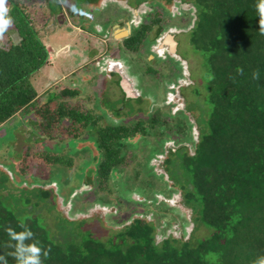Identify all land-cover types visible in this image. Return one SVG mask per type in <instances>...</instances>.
Instances as JSON below:
<instances>
[{"label": "trees", "instance_id": "trees-1", "mask_svg": "<svg viewBox=\"0 0 264 264\" xmlns=\"http://www.w3.org/2000/svg\"><path fill=\"white\" fill-rule=\"evenodd\" d=\"M53 1L7 2L13 23L0 37V132L4 135L8 122L28 114L36 124L33 132L41 134L28 135L29 142L34 141L33 147H27L31 155L21 153L11 162L0 160L10 165V172H0V255L7 257L8 264H16L6 229L23 231L19 227L23 221L34 233V240L27 243L36 242L50 250L47 258L42 257L43 264H254L264 257V34L259 31L260 0H164V5L174 3V8L189 15L188 27L182 32L201 60L204 111L200 110L199 118L193 121L189 110L181 120L153 108L146 120L128 123L126 114L142 113L135 108L140 99L125 98L111 106L96 101L110 111L111 119L100 110L101 115L97 111L95 117L77 109L65 110L63 105L54 110L49 103L57 96L45 93V99L40 98L34 79L53 63L46 41L53 33L46 28L57 15L54 4L60 5ZM185 6L188 9L184 10ZM174 8L173 15L177 14ZM159 23L155 16L140 25L124 41V48L136 52ZM238 68L243 69L242 75ZM257 70L259 79L254 80L252 74ZM66 121L76 133L69 139L90 142L96 151L86 164L74 167L73 157L91 149H65L55 139L49 145L46 131ZM17 129L16 133L21 132ZM167 135L177 139L174 145H166L163 138ZM141 150L154 152L153 159L159 154L155 168L163 172L154 171L150 156H138ZM90 163L94 169L85 171ZM35 167L39 181L31 172ZM69 170H73L72 177ZM71 178L73 184L68 186ZM7 180L14 189L24 182L26 187L39 185L32 186L29 193L23 192L26 187L22 186L15 194L4 196L1 191L6 190L3 183ZM89 191L93 200L81 201ZM133 192L140 196L138 201L126 198ZM175 195L174 211L161 206L163 199ZM43 202L55 210L52 227L48 217L38 212ZM54 203H62V208L55 209ZM96 204L109 213L103 217L94 212L88 218L80 215ZM131 204L145 207L146 214L133 209L125 219L115 220V228L106 234L95 232L94 227L84 229L87 220H93L103 230L112 221L114 207L120 210ZM157 211L168 213L171 221L164 223L165 215ZM177 222L180 235L167 233L166 228Z\"/></svg>", "mask_w": 264, "mask_h": 264}, {"label": "rangeland", "instance_id": "rangeland-1", "mask_svg": "<svg viewBox=\"0 0 264 264\" xmlns=\"http://www.w3.org/2000/svg\"><path fill=\"white\" fill-rule=\"evenodd\" d=\"M58 1L60 5L57 3L54 4L57 12V15L52 18L54 23L51 22L52 24L50 27L46 28V30L53 32L46 38V41L49 44L47 46V51L51 55L50 59H52L53 63L48 67H45L34 79V85L37 92H39L40 98L42 97L45 99V93H48L49 96H57V100H53L49 103L51 108L56 110L60 105H63L65 110L77 109L82 114H91L94 117L95 115H98L95 113L98 111L100 115L102 112L112 119L110 111L105 110V107L101 105V102L96 103V101L102 100V102L109 106L110 103L119 102L121 99L120 88L122 87L123 93L125 88L126 91H129L127 85L124 84V81H126L130 83L133 92L141 93V102L138 104L136 103L137 105H135V108H140V111H142V113L144 112L143 114L138 113V115H134L131 112V114L128 113L127 115L126 109L125 114L127 118L124 119L126 123L146 120V114L153 108L159 109L163 113H166L167 116L175 117V119L179 118L182 120L183 118H186L184 117V111L187 110H189L187 112L191 114L193 121L194 119L199 118V111H204V71L200 64L201 60L199 53L189 45L188 35L186 36V34L182 32L184 31L183 29L188 27L190 20L189 15L182 14L178 7V10L174 8V3L170 5V7L169 5H164V0H152L153 2L150 0H106L104 3L102 2L104 0ZM52 2L54 3L53 0ZM100 2L102 3L100 4ZM146 2L149 3L147 4ZM173 8L177 12L175 15L171 13ZM183 8L184 10L188 9L186 6ZM155 16H157L158 19L162 18L163 33L165 32L163 34L164 37L167 35L166 33H168L166 32L167 28L176 29L173 32H176L175 36L176 40L179 42V46L176 55H174L172 59L175 60V62H178V66H176V64L173 65L166 63L165 61L170 58L165 57V59V53L158 55V60L153 59L151 63H146L148 62L147 58L151 56L153 57V54H155L154 47L151 52L147 51L145 53L143 50L147 47L144 45L141 47L142 52L135 53L138 55H134L124 50L122 47V41L119 40L121 37L118 38L116 36L115 39L112 38V33H110V26L112 23L118 22L119 20H125L131 22L130 25L134 27L137 25H143V23L148 24V22ZM178 27H181V29L178 30ZM158 38L162 41L161 36ZM152 39H154V37H149L147 39L148 44L153 41ZM163 59L165 60L162 62L161 60ZM120 65L127 68L124 73H120L122 71ZM120 74H122V79H120ZM64 94L80 96L75 98L64 96ZM87 97H90L88 102L85 101ZM166 98H169V100H166ZM92 99L94 100V105L91 101ZM130 103L132 104V102ZM96 105H98L97 109H95ZM29 119L31 118L28 114L26 118H24L23 115L17 116L11 122H8L5 127L4 135L3 132H0L1 161L11 162L13 157L18 158L21 153H23L25 157L31 155L32 151H27V147H33L32 143L34 141L31 140L32 143L29 142L28 135L30 133L33 135L41 134V132L37 133L36 130L33 132L32 127H35L36 124L32 119L30 121ZM168 121H171V119L168 118ZM66 123L68 124L69 121L63 122L61 126L49 128V130L46 131V134L49 135V145H51L55 139L56 141L63 143L65 149H91L92 152L90 153L86 152L81 154V157H73L74 167H77V164L81 162L86 164L85 161L90 159L91 156L96 155V151L90 142L73 141V139L70 140L69 138L74 135L76 136V133L73 132L70 127L65 125ZM191 123L192 127L195 129V124L193 122ZM16 129L21 132L16 133ZM12 134L14 136H12ZM163 139L164 142L167 140L166 145L171 146L174 145L175 140H177L171 135H167ZM133 141L135 143L137 140L135 139ZM2 142L7 143L2 145ZM149 143L151 146L153 143L151 139L149 140ZM141 152L138 153V156L142 158H146L147 156L151 157L152 161L150 162V165L153 167L154 171H158L159 173L163 172L162 170L155 168V162H159V154L153 159L154 152L151 151L145 153L142 150ZM71 155H73V153ZM128 156H130V154H128ZM162 158L163 157H161V159ZM7 165L10 166L9 164L0 162V172L3 170L5 171V169L7 170ZM83 166L85 167V165ZM94 167V163H90L84 168V170L87 171L88 169H94ZM31 170L32 174L34 173L33 176H37L36 174L38 173L36 172V167L33 169L31 168ZM7 171L10 172L9 170ZM72 172L73 170L67 172L70 177L73 175ZM159 173L156 174L161 175ZM40 175L41 173L38 175L39 179ZM113 176L115 178L119 177L118 174H114ZM15 179L16 181L18 180L16 176ZM27 179L29 180V178ZM34 179L39 181L36 177ZM72 180L73 179L71 178L68 182V186L73 184ZM24 181L27 182L25 179ZM16 185H18V183ZM38 185L39 183H37V185H28L26 187V183L24 182L19 185L20 187L14 189L12 182L7 180L3 183L6 190L1 191V194L4 196L15 194L20 188H22V186L26 188L21 190L29 193L28 191L33 188L32 186L36 187ZM40 187L44 188L43 185ZM86 189L88 190V188ZM34 192H36V190ZM81 198V201L85 199V201L91 202L94 198V194L89 191L84 193ZM126 198L131 201H138L140 196L136 192H133L128 193ZM175 200H178V195H175L170 199H163L160 203L162 204L161 206L166 209L165 206L171 207L174 205ZM164 202H168V204L165 205ZM67 204L69 203H65V205ZM61 205L62 203H54V208L57 209V207H60L61 209ZM114 208L115 214L111 216L112 221L108 222V224L106 223V227L103 228V230L99 228L100 225L98 221L93 220H87L84 229L86 228L89 230L94 227L95 232L97 230L98 232L106 234L110 229L115 228V220H119L120 217L121 219H125L133 209L134 212L146 214L144 211L145 207L139 204H131L129 207L125 206V208L123 207L124 210H119V207ZM151 208L152 207H149L148 211L153 214L154 209L152 210ZM169 209H171V212L174 211V209L172 210V207ZM54 211L55 210L51 208L48 202L38 209L40 214L48 217L49 226L51 227L53 226L52 220L54 219L51 216ZM165 211L157 212L165 215L163 220L164 223H169L171 217L167 212V214H165ZM87 212L88 213L80 215L88 218L89 214L94 212L93 214L99 215L98 217H103L106 213H109V209L100 207L99 204H96L90 207ZM148 214L149 216L152 215L150 213ZM154 217L156 218V216ZM184 218L185 217L182 218V222L185 224ZM180 229L181 227L177 222L171 227H167L166 231L173 236H178L180 235Z\"/></svg>", "mask_w": 264, "mask_h": 264}, {"label": "clouds", "instance_id": "clouds-1", "mask_svg": "<svg viewBox=\"0 0 264 264\" xmlns=\"http://www.w3.org/2000/svg\"><path fill=\"white\" fill-rule=\"evenodd\" d=\"M8 0H0V37L11 27L13 21L9 17V8L7 6ZM259 12V31L264 34V0H260L258 5ZM237 73L242 75L243 69L238 68ZM254 80L259 79V71H255L252 74ZM19 227L23 231L17 232L13 228L8 227L6 229L7 235L10 241V247L14 249L10 255L16 260V264H43V258H47L50 250H45L38 246L36 242L27 243V241L34 240V233L26 227L23 221L20 222ZM0 264H8L7 257L5 255H0ZM254 264H264V257L258 258L254 261Z\"/></svg>", "mask_w": 264, "mask_h": 264}, {"label": "flooded vegetation", "instance_id": "flooded-vegetation-1", "mask_svg": "<svg viewBox=\"0 0 264 264\" xmlns=\"http://www.w3.org/2000/svg\"><path fill=\"white\" fill-rule=\"evenodd\" d=\"M162 18H160V22L161 23H159L156 27H154L149 33H148V37H147V39L150 37H154V39H152L153 41L150 43V44H148V42H147V39L144 41V42H142L139 46H138V50L136 51V52H131V51H128L126 48H124V41L130 36V35H132V33L135 31V30H137L140 26H138V27H133V26H131L130 25V23L131 22H129V21H125V20H119L118 22H114V23H112L111 24V26H110V33H112V38L113 39H115L116 38V36L119 38V37H121V39H119L120 41H122V47L124 48V50H126V51H128V52H130V53H132V54H134V55H138V54H135V53H139V52H142V46H146L147 48H145L143 51L146 53L147 51H150L151 52V50H152V48L154 47V50H155V54H153V57L151 56V57H148L147 58V61L148 62H146V63H151V61L154 59V60H158L159 59V56L158 55H162L163 53H165L166 55L164 56V58L165 57H167V58H170V59H168L167 61H165L166 63H170V64H176V66H178V62H175V60H173L172 58H173V56L174 55H176V53H177V49H178V46H179V42H178V40H176V32L174 33L173 31V33L172 32H168V30H170L171 31V29L170 28H167L166 29V32H168V33H166L167 35H165V37L166 36H172V38H173V40L176 42V47H175V50H174V52L173 53H171L170 51H169V48H168V46H166L165 44H164V39H165V37H164V33H163V21L161 20ZM143 24H146V23H143ZM124 26V27H123ZM127 31V32H126ZM127 33V36L125 37V34ZM158 32H159V34H158ZM125 33V34H124ZM162 37V41L161 40H159V38L158 37ZM154 45H156V46H154ZM158 58V59H157ZM166 59V58H165ZM165 59H163V60H161L162 62L165 60ZM140 66V65H139ZM120 67H121V72L120 73H124L126 70H127V68H124L123 66H121L120 65ZM126 69V70H125ZM131 77V76H130ZM120 79H122V74H120ZM125 83H126V85H127V88L129 89V91H126V88L124 89V93H123V90H122V87L120 88L121 89V99L119 100V102H121L123 99H141V93L139 94V93H135V92H133L132 91V89H131V86H130V83H128V82H126L125 81ZM166 100H169V98H166ZM102 101V100H101ZM141 101V100H140ZM119 102H116V103H110V104H117V103H119ZM169 102V101H168ZM111 106V105H110ZM106 110V109H105Z\"/></svg>", "mask_w": 264, "mask_h": 264}, {"label": "water", "instance_id": "water-1", "mask_svg": "<svg viewBox=\"0 0 264 264\" xmlns=\"http://www.w3.org/2000/svg\"><path fill=\"white\" fill-rule=\"evenodd\" d=\"M126 32H127V31H126ZM126 32H125V33H126ZM125 33H124V34H125ZM126 36H127V33L125 34V37H126ZM164 44H165L166 46H168L169 51H170L171 53L174 52L175 47H176V42L173 40L172 36H166L165 39H164ZM124 84L126 85L125 81H124Z\"/></svg>", "mask_w": 264, "mask_h": 264}]
</instances>
